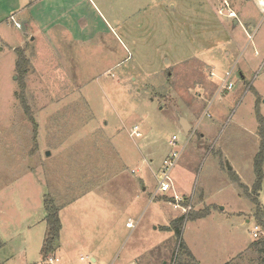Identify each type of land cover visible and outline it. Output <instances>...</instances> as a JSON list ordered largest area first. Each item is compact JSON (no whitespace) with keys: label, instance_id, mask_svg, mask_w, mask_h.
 <instances>
[{"label":"rangeland","instance_id":"obj_1","mask_svg":"<svg viewBox=\"0 0 264 264\" xmlns=\"http://www.w3.org/2000/svg\"><path fill=\"white\" fill-rule=\"evenodd\" d=\"M32 1L0 0L11 44L0 38L1 263L44 264L46 197L68 235L55 264H190L187 246L199 264H225L243 251L260 224L250 197L264 114L257 0ZM19 10L48 28L32 39L11 20ZM17 48L29 59L25 88ZM227 75L234 89L218 93ZM174 135L186 212L173 191L152 199ZM257 197L264 210V180Z\"/></svg>","mask_w":264,"mask_h":264},{"label":"trees","instance_id":"obj_2","mask_svg":"<svg viewBox=\"0 0 264 264\" xmlns=\"http://www.w3.org/2000/svg\"><path fill=\"white\" fill-rule=\"evenodd\" d=\"M16 52L18 53L17 68L21 76V77L19 76V78L22 79L21 81L22 86L25 88V82L23 78L28 73L29 59L26 53L22 49L17 48ZM23 97H25L24 92H22L21 94L22 100H23ZM24 103H25V100H24ZM257 119L259 122L260 147H259L258 153L256 154L254 158L256 181L253 186V195H251L250 197L252 198V201L257 206L256 219L264 227V210L261 209L259 200L257 197L258 192L260 188L262 187V183L264 180V116L259 112ZM234 180L237 181L238 179L234 178ZM237 182L239 183L240 186H242L240 181H237ZM242 187H244L246 190L248 189L247 186L243 185ZM247 193L248 195H250L248 190H247ZM45 207L47 211L46 222L48 225V230H47V235H46L43 247H42V253L45 258L44 264H48L47 258L49 255H52L51 253L54 250L55 243L60 237V232L62 229V222L60 218V207L56 205L52 197H48V198L46 197ZM208 213L209 211L202 212V213L201 212L200 213L189 212L187 214H183L180 217H177L173 221V230L176 232L178 236H180L182 233L183 225L187 220L189 219L196 220L199 218H203L207 216ZM184 251L191 258L190 264H199L196 258L194 257V255L189 250L186 251V249H184ZM245 257H247V264H264V236H262L259 239H255V241L253 242L251 246V249L248 250L245 254H241V256L238 257V259H236L235 264H241L243 260H240V258L245 259ZM232 262L233 261H230L226 264H232ZM0 264H2L1 261H0Z\"/></svg>","mask_w":264,"mask_h":264},{"label":"built area","instance_id":"obj_3","mask_svg":"<svg viewBox=\"0 0 264 264\" xmlns=\"http://www.w3.org/2000/svg\"><path fill=\"white\" fill-rule=\"evenodd\" d=\"M220 14H224L223 9L220 10ZM228 16L231 18H237V15L235 14L234 11H230L228 13ZM212 76H215V74L212 73ZM233 89H234V84L229 80V76L227 75L226 77H223V79L220 81L217 92L221 93L225 91H232ZM132 135L136 137H140L141 132L138 131L136 128H134L132 131ZM169 146H170V151L164 157L159 167L158 173L156 174L158 181H157V187L152 195V199L157 198L159 195L166 194L167 192L169 193L171 191L174 192V189H175V183L173 180L172 172H173V169L177 166V163L181 156L183 148H180V147L177 148L178 141H177L176 135H174L169 141ZM132 172H136V170H132ZM173 198H174V203H173L174 207L182 208L184 212H186V210L190 208V206L187 208V206L184 207V205L181 204L184 198L181 197L180 195L174 193ZM127 226L134 227V223L129 221L127 223ZM252 234H253L254 239L261 238L260 224L258 223L255 224ZM58 261L59 259L54 255H49L47 258L48 264H55Z\"/></svg>","mask_w":264,"mask_h":264},{"label":"crops","instance_id":"obj_4","mask_svg":"<svg viewBox=\"0 0 264 264\" xmlns=\"http://www.w3.org/2000/svg\"><path fill=\"white\" fill-rule=\"evenodd\" d=\"M43 0H33L32 1V7H30V8H32V10H33V8L35 9V8H37L38 7V5H41L43 2H42ZM257 5H258V8H260V11L261 12H263L264 11V0H257ZM30 10V9H29ZM24 11H26V10H19V12H18V15L20 14V16L21 15H23L21 18H17V16H11V20L15 23L14 25L16 26V28L18 29V30H23V28H25L26 27V29L29 31V33H32L31 35H29L32 39H35V36L38 34V33H41V31L43 30V29H47L48 27H47V25L49 24L48 22L50 21L49 20V18L48 19H46V20H43L44 18H40L41 16H42V14H41V16L40 17H36V19H34L32 16H30V17H26L25 16V12ZM32 15V14H31ZM13 17V18H12ZM25 23H26V25H25ZM235 23L236 24H238L239 22H238V20H235ZM22 25V26H21ZM34 33V34H33ZM2 33L0 32V38L2 39V41H4L6 44H8V45H11L9 42H8V40H6L2 35H1ZM26 31L24 32V35L26 36ZM28 38V37H27ZM261 41H264V37L263 38H261ZM264 44H257V48H255V54H253L252 55V58H253V60H256V64L257 63H259L260 61H261V55L264 53V46H263ZM212 73H214V72H212ZM212 73H211V76H212ZM213 77V76H212ZM242 77H243V79H244V76H243V74H242ZM258 95H261L260 93H258ZM259 108H260V106H259ZM263 116H264V114H262ZM188 120V119H187ZM189 122V121H188ZM190 123V122H189ZM191 129H192V127H191ZM165 157V156H164ZM174 183H175V189H174V192H173V194L175 193V194H178V195H181V197H183V198H185L184 196H182V195H184V193H186V191L184 190V189H182V187H181V185H177L176 184V182L174 181ZM176 185H177V188H176ZM191 206V205H190ZM185 207V206H184ZM192 207V206H191ZM176 208V207H175ZM177 209H181L182 211H183V209L182 208H177ZM184 212V211H183ZM212 212V211H211ZM185 214H187V213H185ZM183 215V214H182ZM210 215V214H209ZM249 215V214H248ZM208 216V215H207ZM180 217V216H179ZM206 217V216H205ZM205 217H203V218H205ZM255 217H256V213H255ZM60 218H61V222H62V229H61V232H60V237H59V239L56 241V243H55V246H54V250H53V254L52 255H54V256H56L58 259H60L59 257H58V253L56 252V250H58L59 248H65L64 246V244H65V239L68 237V235L66 234V228H65V222H64V219H63V214H62V209H60ZM200 219V218H199ZM251 220L250 219H247V222L249 223ZM127 223H128V221H127ZM127 223H126V225H127ZM257 223V222H256ZM128 227V226H127ZM168 227V226H167ZM255 241V240H254ZM254 241H251V243L250 244H248L247 246H246V248H244V250L243 251H241V252H239L236 256H234V257H232L228 262H230V261H233L232 262V264H235L236 263V259H238V257H240L241 256V254H245L248 250H250L251 249V246H252V244H253V242ZM187 248H188V250L192 253V251L190 250V248H189V246H187ZM193 254V253H192ZM195 257V256H194ZM84 258V257H83ZM82 257H81V259H83ZM196 258V257H195ZM92 260L93 261H97V258H92ZM197 260V259H196ZM240 260H243L242 261V263L241 264H247V257H245V259H242V258H240ZM197 262H198V260H197ZM228 262H226V263H228ZM199 263V262H198ZM225 263V264H226Z\"/></svg>","mask_w":264,"mask_h":264},{"label":"water","instance_id":"obj_5","mask_svg":"<svg viewBox=\"0 0 264 264\" xmlns=\"http://www.w3.org/2000/svg\"><path fill=\"white\" fill-rule=\"evenodd\" d=\"M24 29V28H23ZM181 126L183 128V130L185 131V133L189 134V131L191 130V124L188 122L187 119L185 118H181Z\"/></svg>","mask_w":264,"mask_h":264}]
</instances>
